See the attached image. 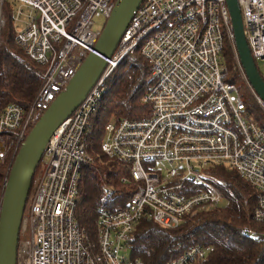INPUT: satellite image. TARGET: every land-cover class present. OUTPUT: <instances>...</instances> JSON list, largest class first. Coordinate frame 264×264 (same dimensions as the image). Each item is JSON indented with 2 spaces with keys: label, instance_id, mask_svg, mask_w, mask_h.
<instances>
[{
  "label": "built area",
  "instance_id": "obj_1",
  "mask_svg": "<svg viewBox=\"0 0 264 264\" xmlns=\"http://www.w3.org/2000/svg\"><path fill=\"white\" fill-rule=\"evenodd\" d=\"M116 0H0L8 4L15 42L39 68L40 86L28 106H0V165H6L0 194L26 136L93 52ZM251 56L264 69V0H236ZM12 3L18 5L15 10ZM21 8L29 13L23 16ZM105 24V23H104ZM231 45L235 67L264 115V102L247 82L239 62L226 0H143L107 65L85 99L50 137L25 208L16 264H144L127 258L141 220L178 227L187 216L225 203L226 182L217 169L234 171L258 192L253 213L264 223V126L246 107L243 89L230 81L224 49ZM148 63L151 86L143 97L150 114L110 119L100 151L127 166L119 179L130 196L115 209L97 211L95 244L76 220L81 169L89 153L93 116L106 80L131 53ZM259 70V69H258ZM264 81V74H261ZM156 163L169 166L163 173ZM107 196L115 197L112 187ZM213 252L192 246L166 264H193Z\"/></svg>",
  "mask_w": 264,
  "mask_h": 264
},
{
  "label": "trees",
  "instance_id": "obj_2",
  "mask_svg": "<svg viewBox=\"0 0 264 264\" xmlns=\"http://www.w3.org/2000/svg\"><path fill=\"white\" fill-rule=\"evenodd\" d=\"M2 9L5 26L0 34L3 41L0 46V106L18 103L26 107L39 89V68L27 59L15 42L9 5L4 4ZM223 55L230 81L244 88L242 96L247 109L253 119L264 126L262 110L245 88L235 67L231 45L225 47ZM105 85V93L92 122L88 150L93 162L81 169L75 214L88 241L95 244L94 253L97 251V211L118 208L130 196L129 187L119 183V179L127 174L126 164L100 151L102 128L110 119H142L150 114V107L142 101L151 86L149 65L138 52H133L119 64ZM5 172L6 165H0V194ZM214 175L226 182L223 206L187 216L174 229L141 220L135 230L130 258L144 264H166L189 247L210 246L213 252L193 264H264V223L253 220L258 192L234 171L217 169ZM108 187L115 190V197L107 196Z\"/></svg>",
  "mask_w": 264,
  "mask_h": 264
},
{
  "label": "water",
  "instance_id": "obj_3",
  "mask_svg": "<svg viewBox=\"0 0 264 264\" xmlns=\"http://www.w3.org/2000/svg\"><path fill=\"white\" fill-rule=\"evenodd\" d=\"M142 1L116 0L93 52L83 60L74 77L42 114L21 145L9 172L0 208V264H16L22 218L36 169L50 137L94 87ZM226 4L239 62L248 84L264 102V81L244 37L237 2L226 0Z\"/></svg>",
  "mask_w": 264,
  "mask_h": 264
},
{
  "label": "rangeland",
  "instance_id": "obj_4",
  "mask_svg": "<svg viewBox=\"0 0 264 264\" xmlns=\"http://www.w3.org/2000/svg\"><path fill=\"white\" fill-rule=\"evenodd\" d=\"M12 6L15 7V8H14L15 10L18 8V5L15 4V3H12ZM21 9H22V11H23V16L20 17V22H17V25H18V26L21 24L22 21H24V20L26 19V18H25V15H26L27 13H29V10H28V9H26V8H21ZM2 17H3V20H4V22H5L4 11H3V9H2ZM93 22H94V30L101 31L102 28H103V26H104L105 20H104L101 16H94V18H93ZM1 32H2V31H1ZM1 32H0V34H1ZM2 43H3V41H2V39H1V35H0V46L2 45ZM257 66H258V69H259L260 73H261V74H264V69L262 68V65L258 63ZM238 86H239V85H238ZM239 87H240V86H239ZM96 114H97V112L94 114L93 119L96 117ZM91 139H92V137L89 139V142H90ZM100 142H101V139L99 140V144H100ZM91 156H92V155H91ZM156 168H158V169H162V172L164 173V172L166 171V169L169 168V166H167V165H162V164H159V163H156ZM39 171H40V167H38V168L36 169V172H35V175H34V178H33V182H32L33 187H34V182H35V179H36V177H37ZM31 188H32V187H31ZM31 194H32V190H30L29 196H30ZM224 204H225V203H224ZM224 204H222L221 206H223ZM221 206H220V207H221ZM24 216H25V213H24ZM130 252H131V251H129V252L126 254V257H127V258L130 257Z\"/></svg>",
  "mask_w": 264,
  "mask_h": 264
},
{
  "label": "flooded vegetation",
  "instance_id": "obj_5",
  "mask_svg": "<svg viewBox=\"0 0 264 264\" xmlns=\"http://www.w3.org/2000/svg\"><path fill=\"white\" fill-rule=\"evenodd\" d=\"M30 190H32V193H33V185H32V188H31ZM31 196H32V194H31L30 196H28L27 203H28V201L30 200ZM26 205H27V204H26Z\"/></svg>",
  "mask_w": 264,
  "mask_h": 264
}]
</instances>
